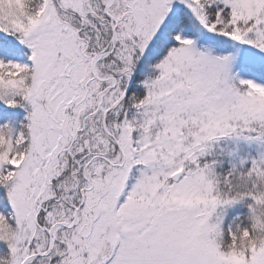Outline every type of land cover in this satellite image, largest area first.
Segmentation results:
<instances>
[{
  "label": "snow or ice",
  "instance_id": "obj_1",
  "mask_svg": "<svg viewBox=\"0 0 264 264\" xmlns=\"http://www.w3.org/2000/svg\"><path fill=\"white\" fill-rule=\"evenodd\" d=\"M0 264H264V0H0Z\"/></svg>",
  "mask_w": 264,
  "mask_h": 264
}]
</instances>
